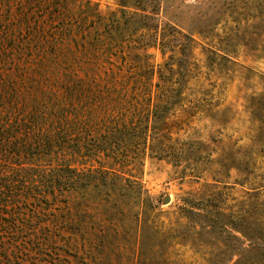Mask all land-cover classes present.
Wrapping results in <instances>:
<instances>
[{"label":"rangeland","instance_id":"1","mask_svg":"<svg viewBox=\"0 0 264 264\" xmlns=\"http://www.w3.org/2000/svg\"><path fill=\"white\" fill-rule=\"evenodd\" d=\"M57 1L0 0V28L19 30L0 40V97L8 107L13 90L41 93L37 82L54 80L26 71L7 39L24 40L28 27L49 23ZM92 1L103 13L118 7L117 0ZM157 20L166 22L168 42L164 56L149 49L151 62L165 77L177 67L175 60H182L180 101L167 118L170 152L159 158L147 151L137 178L118 179L116 217L109 219L94 206L74 207L71 231L57 236L53 248L27 255L28 264H141L152 241L162 248L173 241L172 264H207L209 252L220 254L217 264L237 258L247 264L249 254L264 250V0H161ZM181 43L182 48L175 46ZM152 81L161 80L156 74ZM41 103L19 101L16 112ZM188 209L213 214L214 223L190 216ZM233 234L241 242L231 243ZM64 237H71V244ZM254 264H264V258Z\"/></svg>","mask_w":264,"mask_h":264},{"label":"trees","instance_id":"2","mask_svg":"<svg viewBox=\"0 0 264 264\" xmlns=\"http://www.w3.org/2000/svg\"><path fill=\"white\" fill-rule=\"evenodd\" d=\"M57 3L49 23L28 27L24 40L7 39L26 71L54 80L37 82L41 93L13 90L10 107L0 97V264H28L27 255L53 248L57 236L73 228L74 207L94 206L109 219L116 217L118 179L137 178L147 151L162 158L171 150L167 118L180 101L182 60L176 59L177 67L165 77L151 62L149 49L158 48L164 56L168 42L166 22L162 26L157 20L161 0H117L118 7L106 13L92 0ZM18 31L0 28V40ZM156 74L161 81H152ZM19 101L42 103L16 112ZM188 211L214 223L213 214ZM229 237L231 243L241 242L235 234ZM64 238L71 244V237ZM169 243L162 248L152 241L141 264H172ZM133 250L139 254L138 243ZM260 250L248 253L247 264L264 258ZM208 254L207 264L222 260L220 254Z\"/></svg>","mask_w":264,"mask_h":264},{"label":"water","instance_id":"3","mask_svg":"<svg viewBox=\"0 0 264 264\" xmlns=\"http://www.w3.org/2000/svg\"><path fill=\"white\" fill-rule=\"evenodd\" d=\"M169 200H170V199H169V196H165V197L163 198V202H164V203L169 202Z\"/></svg>","mask_w":264,"mask_h":264}]
</instances>
